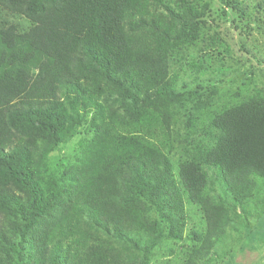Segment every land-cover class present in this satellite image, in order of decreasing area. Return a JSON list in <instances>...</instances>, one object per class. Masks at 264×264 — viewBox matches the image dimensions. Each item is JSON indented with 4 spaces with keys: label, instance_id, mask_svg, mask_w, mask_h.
<instances>
[{
    "label": "trees",
    "instance_id": "1",
    "mask_svg": "<svg viewBox=\"0 0 264 264\" xmlns=\"http://www.w3.org/2000/svg\"><path fill=\"white\" fill-rule=\"evenodd\" d=\"M159 1L0 0V264H117L115 246L93 236L86 215L99 225L127 199L155 203L149 171L165 173V166L156 162L162 149L142 129L139 98L179 99L166 76L170 46L212 40L196 0H183L178 15L170 9L179 20L176 34L161 30L165 20L148 25L146 10ZM223 1L247 11L245 1ZM109 85L118 89L128 120L100 117ZM212 123L219 135L201 153L205 164L194 146L179 164L192 204L205 198L202 165L229 181L264 178L263 99L251 93ZM81 128L94 135L77 162L53 163V152Z\"/></svg>",
    "mask_w": 264,
    "mask_h": 264
},
{
    "label": "rangeland",
    "instance_id": "2",
    "mask_svg": "<svg viewBox=\"0 0 264 264\" xmlns=\"http://www.w3.org/2000/svg\"><path fill=\"white\" fill-rule=\"evenodd\" d=\"M182 1L152 2L146 10L147 24L165 20L161 30L176 34L179 20L170 9H175V15L182 13L178 8L183 7ZM196 1L207 21L204 36L213 42L209 39L207 46L200 42L189 46L182 40L170 46L166 76L179 99L144 93L138 97L137 115L146 125L142 129L147 128V136L162 149V161L156 162L165 166V173L149 171L155 203L127 199L101 216L99 225L85 217V226L94 237L115 246L117 264H264V178L252 175L229 181L211 166L202 165L208 178L205 198L192 204L182 191L178 170L193 146L204 163L201 153L219 135L213 118L224 108L251 93L264 101V0H241L248 3L243 13L223 0ZM101 102L105 110L100 117L106 123L111 115L127 119L118 89L105 87ZM93 135L81 128L53 152V163L77 162L78 153ZM171 201L180 203L170 208ZM118 232L131 240H121Z\"/></svg>",
    "mask_w": 264,
    "mask_h": 264
}]
</instances>
